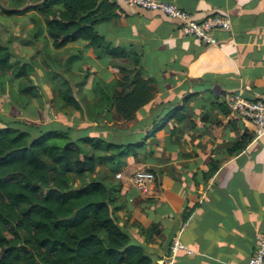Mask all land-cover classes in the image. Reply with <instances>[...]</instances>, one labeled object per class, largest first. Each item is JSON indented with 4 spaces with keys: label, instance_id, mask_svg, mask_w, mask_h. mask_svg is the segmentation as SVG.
Masks as SVG:
<instances>
[{
    "label": "crops",
    "instance_id": "obj_1",
    "mask_svg": "<svg viewBox=\"0 0 264 264\" xmlns=\"http://www.w3.org/2000/svg\"><path fill=\"white\" fill-rule=\"evenodd\" d=\"M112 1L126 15L96 23L94 29L125 56L98 57L81 38L56 49L48 38L53 71L43 65L31 39V13L10 15L25 23L6 27L13 37L5 44L34 66L32 84L43 98L26 102L13 81L16 99L7 89L0 95V120L18 121L34 135L69 128L72 139L90 140L83 143L85 156L95 165L87 180L116 186L122 229L137 235L134 222L158 226L159 236L135 239L152 264H170L175 238L189 252L178 251L171 264H246L264 230V131L233 115L227 98L235 92L264 97V0H165L196 18L214 13L232 18L231 30H217L216 45L209 46L182 35L161 12ZM17 41L18 51L12 46ZM135 75L149 81L151 96L126 118L116 111V99L132 90ZM96 77L111 85L121 82L106 88L112 99L99 103L112 104L108 120L100 107L103 124L89 120L84 109L72 112L59 95L67 81L78 103L90 106L98 99ZM243 137L244 149L230 153ZM105 144L139 145L110 160L114 151L103 150ZM139 169L154 174L147 193L133 183ZM72 181L80 184L76 175Z\"/></svg>",
    "mask_w": 264,
    "mask_h": 264
},
{
    "label": "trees",
    "instance_id": "obj_2",
    "mask_svg": "<svg viewBox=\"0 0 264 264\" xmlns=\"http://www.w3.org/2000/svg\"><path fill=\"white\" fill-rule=\"evenodd\" d=\"M5 1L6 5L0 4L2 15L31 13V39L43 65L52 71L48 38L56 49L81 38L98 57L125 56L123 49L110 48L94 29L96 23L126 15L115 1ZM43 29L46 35H41ZM3 45L0 44V53L4 48L6 52L0 57V95L7 89L16 99L11 89L13 81H17V93L26 102L33 98L42 101L41 91L32 84L30 76L34 66ZM132 61L137 64V57ZM148 82L135 75L132 90L117 97L116 111L131 117L151 96ZM93 84L98 99L85 108L73 97L67 81L61 85L59 95L72 112L84 109L89 120L103 124L104 118L110 119L106 112L112 104L99 103L112 99L106 88L114 89L121 82L113 81L111 85L96 77ZM102 113L103 119L99 116ZM18 124L0 120V264H152L143 244L132 241L122 229L117 215L120 207L115 206L116 186L97 179L87 180L95 165L93 157L85 156L83 143L90 140L72 139L69 128L48 129L34 135ZM246 142L244 137L236 141L230 153L244 149ZM135 145L139 144H105L103 150L114 151L108 156L111 160ZM215 171L216 167L210 169L206 178ZM72 175L78 177L79 185H74ZM20 205H27L26 210L18 211ZM133 225L144 242L160 234L157 225L151 228L137 222ZM98 247L106 252L103 259L94 253Z\"/></svg>",
    "mask_w": 264,
    "mask_h": 264
},
{
    "label": "built area",
    "instance_id": "obj_3",
    "mask_svg": "<svg viewBox=\"0 0 264 264\" xmlns=\"http://www.w3.org/2000/svg\"><path fill=\"white\" fill-rule=\"evenodd\" d=\"M124 5L138 7L142 10L158 11L174 22L182 35L193 37L205 46L216 45L217 30H231L232 18L225 13H214L203 18H196L187 10L165 0H123ZM231 113L238 116L253 127L264 131V97L252 98L235 92L227 98ZM116 177H119L117 174ZM154 181L153 172L145 169L137 170L133 175V183L142 192L147 193ZM186 246L175 238L170 246L172 257ZM189 252V250H187ZM246 264H264V230L257 238Z\"/></svg>",
    "mask_w": 264,
    "mask_h": 264
},
{
    "label": "rangeland",
    "instance_id": "obj_4",
    "mask_svg": "<svg viewBox=\"0 0 264 264\" xmlns=\"http://www.w3.org/2000/svg\"><path fill=\"white\" fill-rule=\"evenodd\" d=\"M0 4L2 5H5L6 4V1L5 0H0ZM2 14H0V17H2L3 19H0V44H5L9 39H12L13 36L9 35L8 33V29L6 27H8L9 29L13 26V28H17V25H20V24H23L25 23V19H17L15 17H11V16H1ZM11 30V29H10ZM16 33V32H15ZM17 36H19L17 33H16ZM11 36V37H9ZM15 36V35H14ZM18 44V41L16 42V44H12V46H16ZM4 46V45H3ZM14 49V48H12ZM15 49H17L18 51V46L15 47ZM6 52V48H4L1 53H0V57H2ZM30 55V54H27V56ZM16 83V82H15ZM13 82V88H15V84ZM27 208V205H20L18 206V211L22 212V211H25ZM130 237L132 238V241H136L135 239L137 238L138 239V234L135 235V234H131V232L129 233ZM140 237V236H139ZM94 253L99 256L101 259H103L106 255V252L104 250V248L102 247H98V248H95L94 250Z\"/></svg>",
    "mask_w": 264,
    "mask_h": 264
}]
</instances>
